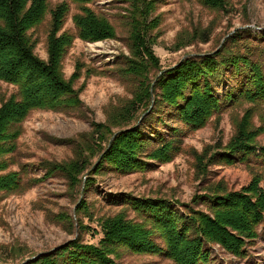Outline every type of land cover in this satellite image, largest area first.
<instances>
[{"label":"trees","instance_id":"1","mask_svg":"<svg viewBox=\"0 0 264 264\" xmlns=\"http://www.w3.org/2000/svg\"><path fill=\"white\" fill-rule=\"evenodd\" d=\"M94 1L64 0L53 7L49 0H0V82L16 89L0 103V192L21 193L33 182H39V179L25 182L22 171L3 174L8 168L5 157L17 153L22 124L29 114L82 105L74 87V81L81 76L80 66L71 79H66L63 71L69 48L76 40L96 43L118 38L109 17L91 8ZM199 1L218 10L225 6L224 0ZM122 2L128 5L130 56L123 57L120 70L135 81L133 97L115 109L105 124H95L93 134L83 145L73 142V158L41 163L46 178L60 174L72 191L78 193L86 174L100 159L87 179L86 188L95 180L93 176L104 171L130 173L149 168L152 166L149 161L169 162L182 150L180 137L184 133L165 125L161 119L160 123L170 129L171 138L156 129L148 134L145 126L153 113L157 112L159 117L165 113L169 121L197 130L205 127L213 116L219 119L223 111L239 110L245 105L250 107L242 111L241 119L238 117L228 145L194 154L195 169L204 176L208 166L222 159L229 164L247 162L260 167L261 173L253 174L249 185L238 192L230 191L223 182L208 185V192L195 200L194 206L180 205L185 212L178 210V203L171 200L124 195L123 202L142 218V223L127 220L123 215L102 218L99 221L102 238L97 245L74 240L58 252L28 264H118L116 258L124 250L161 254L175 264H212L210 247L215 245L229 254L247 258L246 247L255 244L261 226L264 227V146L258 141L264 134V43L259 45L252 35L244 40L237 34L227 40L232 44L229 47L225 45L213 55L190 57L159 77L163 70L153 50L156 42L152 35L160 25L159 17L153 16L157 1ZM72 6L76 10L72 17L73 32L64 30ZM46 23L47 61L35 53L37 40L31 33ZM249 32L244 31L246 35ZM199 37L203 44L210 41L208 32ZM193 42L181 45L187 47ZM153 96L155 104L151 109ZM256 115L260 126L254 122ZM118 132L122 134L111 143ZM154 144L158 146L149 150ZM206 159L207 166L202 167ZM82 209H86L84 203L78 211ZM66 221L73 226L70 217ZM83 224L80 219V227Z\"/></svg>","mask_w":264,"mask_h":264},{"label":"rangeland","instance_id":"2","mask_svg":"<svg viewBox=\"0 0 264 264\" xmlns=\"http://www.w3.org/2000/svg\"><path fill=\"white\" fill-rule=\"evenodd\" d=\"M49 1L54 7L64 0ZM122 1L95 0L91 5L93 10L109 17L116 28L117 39L96 43L76 40L64 57L63 71L66 79H71L80 66L81 76L74 81V87L79 91L82 105L62 111L31 112L22 124L23 134L17 142V153L5 157L8 168L3 174L22 171L25 182L35 179H39V182H31L30 187L21 193L0 192V264H24L39 255L56 253L74 240L97 245L102 238L99 227L102 218L123 215L127 220L142 223V218L137 216L129 204L123 202L124 195L138 199L171 200L178 203V210L185 212L180 205L194 206L195 200L208 192V185L223 182L230 191L238 192L249 185L253 174L261 173L260 167L247 162L229 164L222 159L218 164L208 166L204 176L195 169L197 163L194 154L200 155L206 149L219 145L223 149L228 145L235 133L238 117L241 119L242 111L250 107L245 105L239 110L223 111L219 119L217 115L213 116L205 127L197 130H188L178 121H169L165 113L160 117L157 112L153 113L145 126L148 134L151 129H156L166 138H171L170 129L160 123L161 119L165 125L172 129L178 128L184 133L180 137L182 150L169 162L149 161L152 163L149 168L130 173L104 171L93 176L95 180L86 188L93 166L83 179V188L80 191L77 189L78 193L72 191L67 180L60 174L46 178L41 163L64 162L73 158V142L83 145L93 134L95 124H105L115 109L133 97L135 81L120 70L123 57L130 56L126 18L128 5ZM156 1L153 16L159 17L160 25L152 32L156 42L153 50L163 72L172 71L171 68L179 65L183 59L187 60L185 57L189 55L208 56L225 45L229 47L232 44L227 40L237 34L245 37L244 40L252 35L259 45L264 43V0H224L223 10L199 0ZM71 8L64 30L73 32L72 17L76 10L74 6ZM244 31L250 32L246 35ZM203 32L210 33L207 44L200 42L199 35ZM31 33L37 40L35 53L47 61V23ZM195 33L199 35L194 36ZM189 41L195 43L187 47L181 45ZM155 83L154 80L152 89ZM15 92L13 86L0 82V103L1 99L9 98ZM152 100L151 109L155 104V96ZM254 122L260 126L258 115L254 117ZM258 141L260 146H264V134ZM157 146L151 145L149 150ZM207 159L201 164L202 167L207 166ZM81 203L85 204L86 209L78 211ZM67 217L72 219L74 230L66 221ZM80 219L84 223L81 227ZM259 233L260 237L255 244L246 247L248 256L244 259L229 254L220 245L210 247L212 264H264L263 226ZM157 242L162 245L160 239ZM116 262L175 264L161 254H141L126 250L120 253Z\"/></svg>","mask_w":264,"mask_h":264},{"label":"water","instance_id":"3","mask_svg":"<svg viewBox=\"0 0 264 264\" xmlns=\"http://www.w3.org/2000/svg\"><path fill=\"white\" fill-rule=\"evenodd\" d=\"M190 57H193V55H189V56H187V57H185V58H190ZM182 62H184V59L179 63V65L174 66V67L171 68L170 70H173V69L179 67V66L182 64ZM166 72H168V71H164V72H162V73L160 74V76H162V75L165 74ZM146 114H148V113H146ZM146 114H145V115H146ZM145 115H144V116H145ZM144 116H143V117H144ZM143 117L141 118L140 122L142 121ZM140 122H139V124H140ZM139 124H138L136 127H138ZM132 130H133V129H132ZM123 132H126V131H123ZM120 134H122V132H118V133L113 137L112 141H113L118 135H120ZM112 141H111V142H112ZM99 162H100V160L96 163V165L94 166V168H93L92 170H94V169L96 168V166L99 164ZM89 174H90V172H89ZM87 176H88V175H87ZM56 251H57V250H56ZM54 252H55V251H54ZM42 256H44V254H43V255H39V256H37V257H35V258H33V259L27 260L24 264L29 263L30 261H35V260H37L38 258H40V257H42Z\"/></svg>","mask_w":264,"mask_h":264}]
</instances>
